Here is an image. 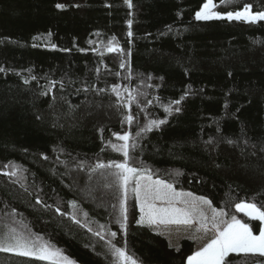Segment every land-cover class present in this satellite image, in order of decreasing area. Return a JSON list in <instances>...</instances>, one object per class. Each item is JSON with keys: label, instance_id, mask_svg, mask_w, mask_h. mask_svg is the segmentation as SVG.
Listing matches in <instances>:
<instances>
[{"label": "trees", "instance_id": "trees-1", "mask_svg": "<svg viewBox=\"0 0 264 264\" xmlns=\"http://www.w3.org/2000/svg\"><path fill=\"white\" fill-rule=\"evenodd\" d=\"M204 2L131 0L129 8L125 0H0V231L38 235L74 264H116L108 239L138 264H186L193 240L177 250L138 225L131 194L125 234L111 217L113 196L90 178L98 161L122 160L108 142L129 132L137 166L240 216L258 234L263 224L234 204H264V21H197ZM214 2L221 13L246 4L264 11V0ZM110 42L128 48V69L112 63ZM181 97V111L165 113ZM151 119L167 123L137 138ZM13 165L24 170L20 183L3 175ZM36 196L52 207L37 205ZM101 225L106 240L94 235ZM232 255V264H252ZM0 264L49 262L0 253Z\"/></svg>", "mask_w": 264, "mask_h": 264}, {"label": "snow or ice", "instance_id": "snow-or-ice-1", "mask_svg": "<svg viewBox=\"0 0 264 264\" xmlns=\"http://www.w3.org/2000/svg\"><path fill=\"white\" fill-rule=\"evenodd\" d=\"M227 2L228 0H219L221 5H225ZM125 3L128 4L129 8L132 7L131 0H125ZM55 7L64 9L65 4L57 3ZM216 7L217 3L214 0H205L199 10L195 11V20L211 21L227 19L229 21L243 20L248 23L264 21V11L253 12L251 4L244 5L242 10L226 11L224 13L215 11ZM128 24L131 26L132 21L129 20ZM128 35L131 36L132 33L129 32ZM108 51L117 52L123 50L118 47H112L110 42ZM121 67H124L123 63ZM3 71L5 69L0 68V72ZM32 79H35V77H32ZM24 82L28 83L27 80ZM112 90L116 93L117 98H119L120 92L118 91V86L114 85ZM132 98V93H129V108ZM183 99L184 97H181L165 106V113L180 112L181 109L178 105H180ZM147 103L151 104L152 101L149 100ZM173 105H176V107L173 108ZM126 120L131 125L134 117L128 115ZM166 123V119H151L139 128L135 136L139 138L154 129H159ZM113 135L118 141H122L123 143L119 145L111 143V141L108 143L114 151L122 154V160H111L107 163L98 161L90 171L95 173L98 170H114L111 172L114 179L110 186L118 188L122 195L120 200V217L116 219V223L119 224L120 229L125 234L127 232L128 221L127 200L131 194L134 196L139 208L140 216L136 220V223L140 226L159 230L158 234L162 235L164 233L160 229L170 225L191 227L197 224L196 231L198 233L205 235L209 232L212 233L207 243L187 256L186 264H232L234 258L232 254L236 256L243 255L247 260H251L252 264H264V227L258 226V234H254L253 228L247 222L242 221L236 215L230 214L223 208L212 207L211 215H207L203 206H211L212 202L206 197L194 196L190 192L177 191L173 183L159 177L154 178L155 173L152 169L143 165L137 166L136 159L131 155V152L137 148V142L133 139L132 133H113ZM227 142L234 143L230 139ZM261 151H264V148H261ZM9 167L11 170L4 172L3 175L8 176L10 179L15 177L16 179L13 182L20 183L25 178L23 174L24 170L15 165ZM101 174L104 175V173ZM179 174L176 173V175ZM21 187H23V184H21ZM35 203L42 205L44 208L52 207L44 203L39 196L35 197ZM76 203V201H70L69 206L75 209ZM226 206H230V204ZM234 207L236 212L244 213L251 220L264 224V204L258 206L256 203L241 201L235 203ZM54 211L61 216L68 215L59 206H56ZM13 213H15V209H13ZM71 219L75 223L80 224L75 214L71 215ZM103 229L104 225H101L100 230L94 233L100 240H106ZM88 231L91 232L92 229L89 228ZM108 235L114 238L117 233L110 231ZM0 253L12 254L19 257H32L36 260L48 261L49 264H74L60 249L54 248L47 242H44L40 236H34L27 231H18L14 227L0 231ZM107 254L115 256L117 259L123 261V264H137V260L132 255H129L125 248L116 247L110 239L107 240Z\"/></svg>", "mask_w": 264, "mask_h": 264}, {"label": "rangeland", "instance_id": "rangeland-1", "mask_svg": "<svg viewBox=\"0 0 264 264\" xmlns=\"http://www.w3.org/2000/svg\"><path fill=\"white\" fill-rule=\"evenodd\" d=\"M217 9L218 8L216 7V9H214V10L218 11ZM118 48L122 49L123 51L111 52L109 58L111 59V61L114 65L121 67V64L123 63L124 64L123 68L128 69L129 68V51H128V48L123 47V46H120ZM121 143H123V142L117 140L115 144L119 145ZM112 171H114V170H98L97 172H95L91 175L92 177L89 175L90 173L88 175L90 176V178L93 179L94 182H96V183L101 182L100 186L104 188L103 190H106V191H109L110 193H112V194L108 193L105 195L107 197L113 196V198H112L113 202L111 204V210H112V216H115V220H116L119 217L120 212H121L120 200L122 198V195H121V192L118 188L110 186L113 179H114V177L111 175ZM101 173H104V175H102ZM90 178H88V179H90ZM177 191H179V190H177ZM183 192H185V191H183ZM193 195L197 196L195 194H193ZM103 196L104 195H102V197ZM118 203H119V205H118ZM212 207H213L212 204H211V206H209V205L203 206L206 214L211 212ZM237 218L242 220V218L240 216H237ZM197 227H198L197 224H194L191 227L183 226V225H180V226L170 225V226H167L166 228H162L160 230H162L164 233L162 235L170 238L173 243L177 242L180 238L185 239V238H191L192 237L191 240L194 239L197 241L198 245L196 246L197 247L196 249L198 250L205 243H207V241L211 238L212 233L209 232L206 235L203 233H198L196 231ZM262 227H264V224L262 225ZM151 229L157 233L159 231V230H155L153 228H151ZM113 258H114L116 264H123V261L117 259L115 256H113Z\"/></svg>", "mask_w": 264, "mask_h": 264}, {"label": "crops", "instance_id": "crops-1", "mask_svg": "<svg viewBox=\"0 0 264 264\" xmlns=\"http://www.w3.org/2000/svg\"><path fill=\"white\" fill-rule=\"evenodd\" d=\"M118 205H119V203H118ZM112 212V211H111ZM207 215H211V212H209ZM109 216H110V214H109ZM111 217H113L114 219H115V216H112L111 215ZM119 217H120V215H119ZM167 239H168V241H169V243H170V245L172 246V247H174L175 249H179L180 248V246H181V241L184 239V238H180L177 242H175V243H173L172 241H171V239L170 238H168V237H166ZM189 239H192V237L191 238H189ZM193 241H194V243H195V251H197V241L196 240H194L193 239Z\"/></svg>", "mask_w": 264, "mask_h": 264}]
</instances>
